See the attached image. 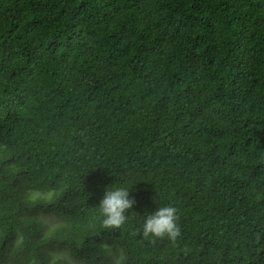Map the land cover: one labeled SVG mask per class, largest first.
Wrapping results in <instances>:
<instances>
[{
  "label": "trees",
  "instance_id": "trees-1",
  "mask_svg": "<svg viewBox=\"0 0 264 264\" xmlns=\"http://www.w3.org/2000/svg\"><path fill=\"white\" fill-rule=\"evenodd\" d=\"M115 261L264 264V0H0V264Z\"/></svg>",
  "mask_w": 264,
  "mask_h": 264
},
{
  "label": "clouds",
  "instance_id": "clouds-1",
  "mask_svg": "<svg viewBox=\"0 0 264 264\" xmlns=\"http://www.w3.org/2000/svg\"><path fill=\"white\" fill-rule=\"evenodd\" d=\"M135 202V199L130 197V192L126 188H106L103 199L99 204L104 218V225L112 228L123 225L128 218L126 211L132 209ZM177 219V209L175 207H159L145 218L142 225V234L144 237L160 238L167 236L170 240H175L180 234Z\"/></svg>",
  "mask_w": 264,
  "mask_h": 264
},
{
  "label": "rangeland",
  "instance_id": "rangeland-1",
  "mask_svg": "<svg viewBox=\"0 0 264 264\" xmlns=\"http://www.w3.org/2000/svg\"><path fill=\"white\" fill-rule=\"evenodd\" d=\"M39 195H41V194H39V193L38 194H34V196H36V197L39 196ZM43 219H44L45 223L48 226V231H51L58 224V221L54 217L44 216ZM56 254L57 255H66L67 256V254L65 252H62L61 254H60V252H56ZM117 262L118 261H115V264H117Z\"/></svg>",
  "mask_w": 264,
  "mask_h": 264
}]
</instances>
